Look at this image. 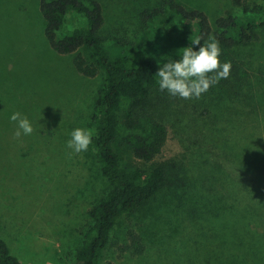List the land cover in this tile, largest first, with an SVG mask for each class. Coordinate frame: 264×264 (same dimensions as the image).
Returning a JSON list of instances; mask_svg holds the SVG:
<instances>
[{
    "label": "rangeland",
    "instance_id": "rangeland-1",
    "mask_svg": "<svg viewBox=\"0 0 264 264\" xmlns=\"http://www.w3.org/2000/svg\"><path fill=\"white\" fill-rule=\"evenodd\" d=\"M105 34L150 48L159 62L175 59L195 39L192 25L166 14L145 26L140 13L158 0H99ZM207 14L214 29L231 0H177ZM251 6L264 5L253 0ZM69 18L59 37L76 28ZM39 0H0V238L23 264H79L93 221L89 211L108 192L92 145L72 153L75 128L91 131L104 74L88 78L74 55H60L45 37ZM89 63L91 51L81 49ZM253 95L226 97L216 84L200 98H168L162 153L139 161L121 141L122 167L163 166L168 186L112 232L101 264H264V33L238 51ZM33 121L31 136L14 137L13 112ZM131 234L143 251L137 253Z\"/></svg>",
    "mask_w": 264,
    "mask_h": 264
},
{
    "label": "trees",
    "instance_id": "trees-1",
    "mask_svg": "<svg viewBox=\"0 0 264 264\" xmlns=\"http://www.w3.org/2000/svg\"><path fill=\"white\" fill-rule=\"evenodd\" d=\"M159 6L145 9L140 21L145 26L157 24L164 15L192 25L195 38L201 43L213 36L221 48V62H230V75L221 79V95L226 97L253 95L251 73L237 58L238 51L261 41L264 33V5L251 6L253 0H231L243 10L235 16L228 11L218 19L214 29L206 13L189 9L177 0H158ZM39 11L45 22V37L60 55H74L77 71L88 78L104 74V85L91 119L94 129L92 147L103 177L110 185L108 192L90 211L93 221L79 249V264H101L113 230L127 215L135 213L152 201L169 183L163 166L125 168L120 165L115 143L130 147L135 157L152 163L163 151L169 129L162 118L166 106V91H160L157 58L150 48L106 35L104 8L99 0H39ZM69 18L76 28L63 30ZM87 48L95 58L89 63L81 49ZM211 75V74H210ZM137 253L143 251L140 238L131 234ZM0 264H23L12 252L6 240L0 238Z\"/></svg>",
    "mask_w": 264,
    "mask_h": 264
},
{
    "label": "clouds",
    "instance_id": "clouds-1",
    "mask_svg": "<svg viewBox=\"0 0 264 264\" xmlns=\"http://www.w3.org/2000/svg\"><path fill=\"white\" fill-rule=\"evenodd\" d=\"M221 48L218 41L209 36L201 43L199 37L183 47L175 59L157 62L160 91L181 99L200 98L210 87L230 75L231 63L221 62ZM211 74V75H210ZM10 120L15 124L14 137L31 136L34 132L33 121L21 112H13ZM66 147L72 153L86 152L92 143V133L88 129L75 128L69 134Z\"/></svg>",
    "mask_w": 264,
    "mask_h": 264
}]
</instances>
